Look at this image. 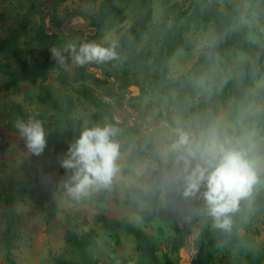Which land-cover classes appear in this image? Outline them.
Here are the masks:
<instances>
[{
  "label": "trees",
  "instance_id": "16d2710c",
  "mask_svg": "<svg viewBox=\"0 0 264 264\" xmlns=\"http://www.w3.org/2000/svg\"><path fill=\"white\" fill-rule=\"evenodd\" d=\"M11 1L13 21L0 37L3 90L18 93L21 83L38 86L37 100L41 109L27 110L22 104L7 103L4 107L7 132L20 133L17 123L32 119L39 120L44 128L63 123L77 139L85 128L109 123L119 126L114 115L118 107L126 105L139 110L145 98H153L157 90L153 103L158 117L176 131L178 137L186 129H192L196 138L190 147L197 153L203 146L200 141L205 143L224 135L244 137L256 130L264 131V85L257 84L264 76V0H196L188 8H173L160 25V35L156 34L149 46L143 43L154 20V0H137L132 22L111 46L105 47L101 46V40L106 29L114 23L127 22L126 10L132 0H99L90 19L91 31L79 47L95 44L113 53L100 70L95 69L94 60L78 63L71 70L67 64L69 50L59 46V30L71 18L87 17L86 11L78 9L61 17L59 7L70 0H53L49 13L56 31L50 33L42 24L34 23L33 5ZM244 15L261 21L263 31L258 42L249 39L250 28L243 23ZM199 34L204 35L206 45L196 62L186 74L172 77L170 62L174 54L195 49L200 42ZM23 42L31 48L25 49ZM53 48L61 50L62 62L53 58ZM52 76L61 93L50 82ZM132 87L139 88L138 96H132ZM223 111H226L225 125L218 126L217 120ZM121 139L117 129L113 140L119 145V153L127 152L122 168L124 177L146 159L153 164L148 169V187L125 188L124 204L138 201L145 206L140 212L141 219L162 222L171 233L170 250L180 254L191 230L178 222L177 215L184 207L181 187L167 172L161 148L148 144L145 137L129 135L123 144L119 143ZM244 153L250 161L263 157L264 144ZM69 175L58 166L55 147L46 145L42 154L31 152L30 161L18 164L11 173L0 177V206L4 210L8 257L23 236L18 205L28 199L36 200L43 207L44 221L49 225L61 212L59 189ZM260 179L264 180V169ZM168 183L174 187L170 194L175 200L174 208L155 194ZM251 192L240 200L237 210L229 214L231 223L227 229L218 227L214 218L210 223L197 225L189 264H264V253L256 245L255 232L242 227L249 205L264 213V189L253 192L254 196ZM99 193L103 201L107 191L100 189ZM65 194L69 202H77L84 192L73 195L65 187ZM199 209L204 207H193V210ZM95 220L104 230L125 232L135 241L140 256L137 264H179L167 255L162 260L157 238L132 221L103 213H98ZM64 244L63 256L50 254L52 264H100L95 257L96 230L79 232L68 228Z\"/></svg>",
  "mask_w": 264,
  "mask_h": 264
},
{
  "label": "rangeland",
  "instance_id": "374dc122",
  "mask_svg": "<svg viewBox=\"0 0 264 264\" xmlns=\"http://www.w3.org/2000/svg\"><path fill=\"white\" fill-rule=\"evenodd\" d=\"M196 0H154V20L150 27V31L143 45L149 46L153 42V37L156 34L160 35V25L166 17L167 12H170L173 8H188ZM99 0L96 2H85L82 0H70L66 4L62 5L58 9L59 15L63 17L72 11L81 9L86 11L87 17H85V26H82L81 30L85 33L91 31L90 19L97 9ZM137 0H132L127 6V22L120 24L114 23L106 29L105 37L101 40V46H111L122 32L129 26L135 17L137 11ZM46 9H50L48 5H45ZM13 15H11V22L13 21ZM173 15H170L172 18ZM243 23L248 25L250 28L249 39L253 41H259L261 39L263 25L261 21L255 16L243 17ZM6 30L3 29V34ZM84 38V36H83ZM82 38V40H83ZM199 45L191 51H177L173 59L170 62V75L172 77H180L186 74L196 62L200 52L206 45L204 35L199 34ZM25 49L31 48L27 42H23ZM95 69L100 70L103 60H95ZM67 64L74 70L77 66V62L73 59L72 53H69L67 58ZM0 79V177H5L11 173L12 170L18 166V164L31 160V152L26 146V141L22 138L21 134H11L6 131L4 118L5 110L4 107L9 102L19 103L24 106L27 110H40L41 107L38 103L37 97L39 93L38 86H32L29 84H22L21 91L18 93L6 92L3 90L4 84ZM54 84L58 92H62V89L54 82V76L50 80ZM258 85H264V76L258 81ZM225 118L222 117L221 122L223 123ZM105 126H112L110 123ZM46 134L47 145H53L55 147V154L60 168V161L64 158L68 146L75 142L76 137L73 132L63 123L55 124L54 126L44 128ZM190 137L191 144L195 141V135L192 129H186ZM227 142L229 146L234 147L240 151H250L254 147H258L264 144V131L256 130L246 134L244 137H235L232 135H224L221 137H214L203 145L199 154L207 153L213 143ZM116 163V162H115ZM254 170L257 174V182L251 189V195L261 189H264V180L260 179V175L264 169V156L256 160H252ZM153 164L149 160H145L142 165L134 171L136 173V186L148 187V181L150 179L148 174V166ZM133 173V174H134ZM113 178L108 184H102L101 186L94 185L92 188L84 192L81 201V206H74L70 210H65L64 207L71 204L63 195H65V185L61 186L58 194V201L60 208L64 209L58 217L61 219L65 218L64 214L69 211L72 216V211H78L79 216L76 214L72 216L73 226L70 228L77 229L79 232L92 229L93 225H96L98 230V247L95 252V257L100 264H137L139 261V253L136 248L135 241L129 237L125 232H113L104 230L100 224L95 220V216L98 213L105 214L106 212L112 213V217L118 219L126 218L132 221L136 226L143 228L150 234L154 235L158 240V254L164 260L167 255L170 259L174 260L179 264H189L193 255V239L198 233V224L210 223L213 219L208 214L207 205L204 199L198 193L196 195H185V190H181V199L184 203V207L180 210L177 215L180 226L190 228L191 233L186 238L184 246L181 249L180 254L176 255L170 250V238L171 233L168 231L166 226L158 221L144 222L140 217V212L145 209L138 201H132L130 204L125 205V197L123 190L128 188L121 184L116 188L117 184L113 183ZM100 189L107 191L102 201V195L99 193ZM203 191V189H201ZM174 192V187L168 184L166 187L158 189L155 194L169 207L174 208V198L170 196ZM255 192V193H253ZM76 203V202H74ZM196 205H202L204 209L193 210ZM0 243L4 242L5 234V220L4 210L0 206ZM18 211L25 220V227L23 223V236L18 244V247L12 252L11 256L8 257L7 253L5 256L6 264H52L50 262V254L61 257L60 254V241H55L56 248L53 249L51 240L44 236L46 230V223L44 221L43 207L34 199H28L25 202L18 205ZM96 214V215H95ZM124 215V217H123ZM110 216V214H109ZM57 217V218H58ZM123 217V218H122ZM56 218V219H57ZM55 219V220H56ZM54 220V221H55ZM23 221V220H22ZM46 224V225H45ZM242 227L250 228L255 232V240L257 247L264 253V213L255 211L252 205H249L248 215L245 218ZM39 233H42L43 237L39 238ZM40 239V240H38ZM1 245V244H0ZM59 247V249H57ZM1 248V247H0ZM5 248V242H4ZM6 251V250H5ZM60 254V255H59Z\"/></svg>",
  "mask_w": 264,
  "mask_h": 264
},
{
  "label": "clouds",
  "instance_id": "9594fccd",
  "mask_svg": "<svg viewBox=\"0 0 264 264\" xmlns=\"http://www.w3.org/2000/svg\"><path fill=\"white\" fill-rule=\"evenodd\" d=\"M68 47L73 59L79 64L107 59L113 55L110 50L95 44H84L78 51L75 45ZM51 52L53 58L63 61L61 50L53 48ZM17 128L30 152L35 155L44 152L46 134L39 120L20 121ZM115 134L116 129L111 126L85 128L75 142L68 146L60 164L70 173L65 181L70 194L78 195L90 186L106 185L111 181L119 154V145L113 140ZM190 144L189 135L181 132L177 144L173 146L176 149L185 146V155L182 157L186 165L182 175L184 194L199 193L217 226L227 229L231 223L229 214L237 210L240 200L249 195L257 182L254 165L244 152L229 146L226 141L213 143L207 153L199 155Z\"/></svg>",
  "mask_w": 264,
  "mask_h": 264
},
{
  "label": "crops",
  "instance_id": "0c3cea01",
  "mask_svg": "<svg viewBox=\"0 0 264 264\" xmlns=\"http://www.w3.org/2000/svg\"><path fill=\"white\" fill-rule=\"evenodd\" d=\"M10 1L11 0H0V37H3L5 35V33L3 34V29L6 30L11 23V15L13 14V10L11 6L12 3L10 4ZM11 2H14V4L23 3V4L33 5L36 11L33 18L34 23L36 25L42 24L47 32L52 33L56 31L51 25V14L49 13L50 9L45 8V5L51 7V5L53 4V0H13ZM60 16L63 17V15ZM84 19L85 18L79 16L71 18L68 21V23L59 30V33L61 34V43L59 44V46L60 48H67L70 54L72 52L68 46L75 45L78 51L79 44L82 42L83 36L87 34L81 30L82 26L86 25ZM0 79L3 81V78L1 76ZM2 84L4 83L2 82ZM22 84H27V83H21L20 86ZM158 91L159 90L155 92V96L153 98H151L150 96L146 97L143 102V106L139 110L132 109L126 105L118 107L115 110L114 115H115V121L119 124V126H114V128L116 130L119 129L121 132L122 139L119 142L120 144L125 143L129 135H136L138 137H145L146 142L148 144H152L154 146L160 147L163 159L165 161L167 172H169L173 176L176 183L181 187V190L182 189L185 190V182L182 179V175L184 173V169L186 166L185 160L182 158L185 155L184 146H181L179 149L173 147L175 144H177L179 140L178 133L174 131L171 127L167 126L162 121V119L158 117V111L156 110L153 103V100L158 96ZM131 92H132V96H138L140 94V90L138 87H132ZM225 113L226 111H223L220 117L218 118L217 120L218 126L225 125V122H223L222 124L219 123L221 122L222 117L225 118ZM0 129L3 130L2 128ZM126 156H127V152L119 153L115 160L116 171L112 176V178L114 179L113 183L117 184L116 188L121 186V184L128 187H140V186H136L137 175L136 173H134V171L138 169L142 164L133 171L134 174L132 173L125 177L122 175V168ZM150 167H152V165H149L148 169ZM168 184H171L173 186L172 183H168ZM65 196L66 194L63 195V197ZM74 206H81V201H77L76 203L71 202V204L64 207V209L70 210ZM60 209H61L60 215H62L64 209L62 208ZM78 213H79L78 211L75 212L72 211V216L76 217V214L79 216ZM105 214L106 215L110 214L111 217L114 216L110 212H106ZM69 215L70 213L69 211H67L64 214L65 218L61 219L60 217H58L55 221H53L49 225L45 224L46 230L44 236L48 237L51 240V245L53 249L56 248L55 241L56 240L60 241V249H61L60 254L63 255L65 252L64 237L66 230L73 226L72 220L74 218ZM22 220L25 227V220L23 219V217ZM92 229L98 232L96 225H93ZM42 237H43L42 233H39V238L41 239ZM0 244H1L0 264H6L5 263L6 248H4L3 241ZM57 249H59V247H57Z\"/></svg>",
  "mask_w": 264,
  "mask_h": 264
}]
</instances>
